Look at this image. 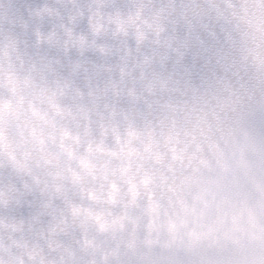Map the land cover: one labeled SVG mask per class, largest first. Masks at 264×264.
Segmentation results:
<instances>
[{
	"label": "clouds",
	"instance_id": "clouds-1",
	"mask_svg": "<svg viewBox=\"0 0 264 264\" xmlns=\"http://www.w3.org/2000/svg\"><path fill=\"white\" fill-rule=\"evenodd\" d=\"M0 264H264V0H0Z\"/></svg>",
	"mask_w": 264,
	"mask_h": 264
}]
</instances>
